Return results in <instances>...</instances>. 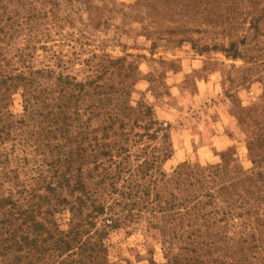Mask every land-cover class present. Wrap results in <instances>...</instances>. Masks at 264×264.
<instances>
[{
  "label": "trees",
  "instance_id": "trees-1",
  "mask_svg": "<svg viewBox=\"0 0 264 264\" xmlns=\"http://www.w3.org/2000/svg\"><path fill=\"white\" fill-rule=\"evenodd\" d=\"M104 1L0 0V264H112L114 233L147 222L164 235L158 241L171 262L231 264L238 244L247 246L246 258L250 252L264 260V186L254 185L259 172L211 167L195 180L179 170L168 174L163 165L173 148L163 142L152 174L147 150L132 161L125 141L112 145L114 137L129 140L142 130L125 73L146 57L115 58L103 50L131 39L127 30L108 25L111 11L95 15ZM106 1L127 13L140 7ZM155 2L144 0L141 8ZM134 16L124 12L127 26ZM50 23L70 28L89 58L54 54L45 68H35V50L48 53L44 26ZM19 88L24 100L17 116ZM154 107H148L151 135H145L168 138ZM115 147L118 155L109 156ZM92 155V164L84 161ZM152 177L154 186L144 182ZM175 242L185 244L189 256L175 253Z\"/></svg>",
  "mask_w": 264,
  "mask_h": 264
},
{
  "label": "rangeland",
  "instance_id": "rangeland-1",
  "mask_svg": "<svg viewBox=\"0 0 264 264\" xmlns=\"http://www.w3.org/2000/svg\"><path fill=\"white\" fill-rule=\"evenodd\" d=\"M143 1L118 0L125 6H140L138 12L127 13L105 0L95 14L104 16L111 11L112 21L108 25L123 28L130 34V41L124 39L122 45L110 42L104 46L107 54L115 58L126 54L146 57L125 73V87L133 92L130 94L133 106L141 111L142 130L136 128L134 134L140 133L139 136H130L129 140L116 136L112 145L115 141H125L132 161L135 155L143 156L147 150L152 156L149 169L155 174L161 165L156 156L165 142L173 148L172 159L163 165L168 174L179 170L195 180L203 178L211 167L259 172L260 178L254 180V185L261 190L264 186V0H200L192 6L178 4L183 0H174L177 1L174 5L173 0H156L150 10L141 8ZM124 12L135 15L128 26ZM51 24L44 26L48 53L45 54L42 46L35 50V68H45L50 64L45 58L54 54L72 59L81 54L83 59L89 58V53L83 55L82 43H75L70 28ZM23 95L24 89L19 88L14 96L12 111L17 116L23 113ZM150 105L155 106V116L169 128L168 138L161 133L150 138L145 135L150 132L147 126ZM226 120L229 123L223 128ZM222 135L231 140L228 149L212 153L215 139ZM107 144L111 150V140ZM118 150L115 147L109 156H117ZM84 161L92 164L95 155ZM155 180L152 177L144 182L154 186V182L158 183ZM103 198L108 203L113 200L106 195ZM163 237L148 222L121 229L110 240L112 264H184L164 257L163 242L158 241ZM182 245L185 244L175 242L174 252L189 256ZM147 248L154 254L148 255ZM234 251L237 258L231 264L264 263L263 258L254 259L250 252L246 258L244 244L235 246Z\"/></svg>",
  "mask_w": 264,
  "mask_h": 264
},
{
  "label": "crops",
  "instance_id": "crops-1",
  "mask_svg": "<svg viewBox=\"0 0 264 264\" xmlns=\"http://www.w3.org/2000/svg\"><path fill=\"white\" fill-rule=\"evenodd\" d=\"M228 118H230V117H228ZM229 120H226L227 122H225L223 124V128H224V126H226L229 123ZM223 132H224V130H223ZM230 142H231L230 138L227 137L226 135H222L221 137H217L214 141L213 146L211 147L212 153L214 151L221 152V151L228 149ZM201 148H202L201 150H203V151H201V153L204 154V152H205V150L203 149L204 147H201ZM198 152L200 153V150Z\"/></svg>",
  "mask_w": 264,
  "mask_h": 264
}]
</instances>
